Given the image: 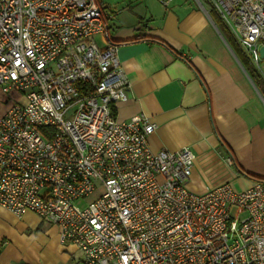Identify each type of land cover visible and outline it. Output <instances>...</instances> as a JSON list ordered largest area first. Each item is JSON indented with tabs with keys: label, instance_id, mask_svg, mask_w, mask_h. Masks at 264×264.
<instances>
[{
	"label": "built area",
	"instance_id": "2783aa9c",
	"mask_svg": "<svg viewBox=\"0 0 264 264\" xmlns=\"http://www.w3.org/2000/svg\"><path fill=\"white\" fill-rule=\"evenodd\" d=\"M196 2L264 79V0ZM109 16L97 0H0V207L58 226L78 264H264V181L193 193L192 151L153 152L156 124L118 118L130 84Z\"/></svg>",
	"mask_w": 264,
	"mask_h": 264
},
{
	"label": "crops",
	"instance_id": "0c3cea01",
	"mask_svg": "<svg viewBox=\"0 0 264 264\" xmlns=\"http://www.w3.org/2000/svg\"><path fill=\"white\" fill-rule=\"evenodd\" d=\"M97 2L112 13L106 18L107 34L118 46L130 84L118 118L131 121L145 115L156 124L149 138L153 152L189 148L196 156L188 184L193 193L204 194L223 183L243 192L264 179V98L209 8L203 10L196 0L184 6L171 0L162 19L134 8L122 18L125 11L118 14L104 0ZM97 40L108 46L103 38ZM60 235L58 226L35 214L17 217L0 207V240L6 243L0 264H31L10 244L36 240L46 241L53 264H78L74 247L61 245Z\"/></svg>",
	"mask_w": 264,
	"mask_h": 264
},
{
	"label": "rangeland",
	"instance_id": "374dc122",
	"mask_svg": "<svg viewBox=\"0 0 264 264\" xmlns=\"http://www.w3.org/2000/svg\"><path fill=\"white\" fill-rule=\"evenodd\" d=\"M179 1H181L180 4H182L183 6L186 5L187 2L195 4V0H175V3ZM104 2L106 3L105 5L110 7V9L115 13L121 14L123 11H125V13H122V18H124L127 13L131 14V8H134L137 13L147 15L148 18L151 15H155L156 17H161V19L167 10V8L161 4V0H104ZM205 4L206 6H208L207 3ZM107 11L112 14L110 10ZM238 55L245 64L249 62V59L243 52H239ZM10 102L11 101H8V97L0 96V116L4 115L7 112V108ZM93 199L94 197H91L87 201L77 202V204L81 207H84L88 205ZM232 215L234 217L236 216V210L234 208L232 209ZM26 235L36 237L38 233H35V235H31L30 232H28ZM45 242V240H42L40 242L36 240L20 244L16 242V244L11 243L10 245L13 246V251L18 254V256H22V259L25 261V263L29 262L36 264H53L54 253L49 247H47ZM76 253L77 252H73V259H77L79 261L80 254ZM62 264H65V262H62Z\"/></svg>",
	"mask_w": 264,
	"mask_h": 264
},
{
	"label": "trees",
	"instance_id": "16d2710c",
	"mask_svg": "<svg viewBox=\"0 0 264 264\" xmlns=\"http://www.w3.org/2000/svg\"><path fill=\"white\" fill-rule=\"evenodd\" d=\"M210 15L212 17V19L214 20L216 26L218 27L219 31L221 32V34L223 35V37L225 38V40L227 41V43L229 44V46L233 49V51L236 53L237 57L239 58L241 64L243 65V67L245 68L247 74L249 75V77L252 79L253 83L255 84V86L257 87V89L259 90L260 94L263 96L264 98V79L262 78V76L257 72V70L255 69V67L253 66L252 62L249 59V62L247 64H245L241 58L239 57L238 53L239 52H243L245 54V52L242 50V48L240 47V45L238 44L237 40L235 39V37L231 34V32L229 31V29L227 28V26L224 24V22L222 21V19L220 18V16L214 11L211 10L210 11ZM136 42V40L131 41V42H127V43H133ZM238 52V53H237ZM246 55V54H245ZM256 181H264V179H256Z\"/></svg>",
	"mask_w": 264,
	"mask_h": 264
},
{
	"label": "water",
	"instance_id": "95a60500",
	"mask_svg": "<svg viewBox=\"0 0 264 264\" xmlns=\"http://www.w3.org/2000/svg\"><path fill=\"white\" fill-rule=\"evenodd\" d=\"M260 54H261V56L264 58V47H262L261 48V50H260ZM246 72V71H245ZM246 74H247V72H246ZM247 76L249 77V75L247 74ZM249 79L251 80V78L249 77ZM252 81V80H251Z\"/></svg>",
	"mask_w": 264,
	"mask_h": 264
}]
</instances>
